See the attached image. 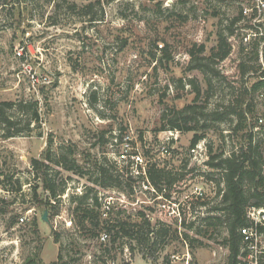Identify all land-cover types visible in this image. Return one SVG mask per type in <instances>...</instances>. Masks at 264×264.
Returning a JSON list of instances; mask_svg holds the SVG:
<instances>
[{"label": "rangeland", "instance_id": "1", "mask_svg": "<svg viewBox=\"0 0 264 264\" xmlns=\"http://www.w3.org/2000/svg\"><path fill=\"white\" fill-rule=\"evenodd\" d=\"M238 1L0 0V100L38 99L43 118L41 135L0 136V264H27L34 257L41 264H228L226 229L203 220L224 187L207 161L211 150L226 156L238 151L248 142L252 121L247 116V126L237 131V117L208 121L212 127L193 146L195 131L161 130V116L194 101L190 78L201 84L200 103L209 108L234 100L244 81L251 87L258 80L242 76L243 57L256 62L238 41ZM89 2L94 6L85 8ZM220 32L232 44L229 56L215 65L225 77L190 69V51L205 44L210 54ZM50 141L79 166H51L60 170L59 185L67 181L52 204L42 187L40 197L29 183L17 190L18 180L36 185L31 162L44 157ZM101 161L120 187L90 179L99 177ZM154 165L175 178L163 191L148 179ZM89 186L98 191L102 206L96 211L103 220L149 219L169 234L152 245L124 236L114 241L102 224L93 235L80 225L73 200Z\"/></svg>", "mask_w": 264, "mask_h": 264}, {"label": "trees", "instance_id": "2", "mask_svg": "<svg viewBox=\"0 0 264 264\" xmlns=\"http://www.w3.org/2000/svg\"><path fill=\"white\" fill-rule=\"evenodd\" d=\"M58 4L56 5L58 6ZM91 6H94V2L87 3L85 8H90ZM95 19H97L96 16H91V20ZM231 49L232 44L229 36L220 32L218 43L213 47L210 54L206 53L207 47L205 44L197 46L190 51L192 60L189 68L200 69L211 73L213 77L224 78L225 76L221 74V71L215 65L226 59L231 53ZM248 59L257 60V56H250ZM240 67L243 77L256 68L245 57L241 60ZM180 81L182 83L183 80L180 79ZM246 82L244 81L243 86L238 89L234 100L209 108L208 103H200L203 95L201 84L196 78H190L189 83L196 94L194 101L182 108H167L161 116V130L195 131V136L192 139V145L195 146L205 137L206 131L212 127L211 124H208V121L210 123H219L224 122L228 118L233 120V118L237 117L238 123L234 130L244 129L248 121L247 113L255 114L254 93L262 84L261 80H257L249 89ZM208 85L212 88L211 79H209ZM248 96L250 98L246 101ZM42 122L41 106L38 99L0 100V136L9 138L33 134L34 132L41 135ZM207 164L220 175L219 185L223 182L224 187L219 188L217 194L221 197L220 201L209 210L212 214L204 216L203 220L207 225L224 226L226 229L227 243L230 250L228 264H247L248 261L244 260L243 257L247 258L249 256V250L245 247V236L242 233V228L251 225V220L247 216L248 209L251 206H264V133L254 134L248 132V142L243 144L238 151L233 150L227 156L224 152L213 154L211 150V156ZM31 165L36 185L27 179L24 182L18 180L19 186L17 190L21 191L23 184L29 183L31 187L34 186L33 195L40 197L38 188L42 187L45 193H48L47 203L49 204H52V198L55 200L60 199L67 187V181L64 178H62L59 185L55 173L59 175L60 170L55 171V168L53 170L51 166L55 165L68 171H79L76 158L65 155L63 151H55L53 141H50L44 157L42 159L33 158ZM50 170L54 171V175ZM98 174V178H90L94 184L103 187H120V179L111 173L107 162H100ZM148 179L159 191H163V184L172 185L175 181V178L171 176V173L166 168L157 167L156 165L149 169ZM5 187L6 190L10 191L7 186ZM73 200L77 203L76 210L81 212L80 225L83 229L89 226L95 236L98 235L99 230L103 229L102 224L107 226L110 232L113 231L114 241H116L117 237L124 236L135 239L138 243L152 245L157 242L159 237L169 234V228H157L158 226H153L149 219H145L143 224L121 220L118 222L103 220L101 213L98 210L96 211L102 206L100 196L98 191H95L92 186L86 187L82 194L73 196ZM43 203V200H40V204ZM84 204L86 206L83 207ZM190 227L195 229L198 234L203 233L200 226ZM261 230L264 231V227H261ZM59 258H63L62 253L59 254ZM258 263L264 264V252L259 254ZM27 264H41V262L38 257H34L30 258Z\"/></svg>", "mask_w": 264, "mask_h": 264}, {"label": "built area", "instance_id": "3", "mask_svg": "<svg viewBox=\"0 0 264 264\" xmlns=\"http://www.w3.org/2000/svg\"><path fill=\"white\" fill-rule=\"evenodd\" d=\"M238 3L240 13L237 22L240 24H237V28H235L236 34L238 33V41L244 53L248 55L255 53L257 56V60H255L256 68L249 72L247 76L253 75L262 81V84L254 93L257 113L255 112L254 115L247 113V116L252 121L250 125L251 132L254 134L264 133V0H239ZM247 20L249 21L247 24L242 23V21ZM258 102L262 107L260 112L257 108ZM247 216L251 220V225L242 228V233L245 236V247L252 254L254 260L249 258L244 260L248 261L247 264H259L258 256L264 252V231L261 230V227H264V206H251L247 211ZM100 237L105 242L109 238V234L105 232ZM259 241L263 242L261 249H259Z\"/></svg>", "mask_w": 264, "mask_h": 264}, {"label": "water", "instance_id": "4", "mask_svg": "<svg viewBox=\"0 0 264 264\" xmlns=\"http://www.w3.org/2000/svg\"><path fill=\"white\" fill-rule=\"evenodd\" d=\"M45 220H47L48 219V211H45V213H44V217H43Z\"/></svg>", "mask_w": 264, "mask_h": 264}]
</instances>
